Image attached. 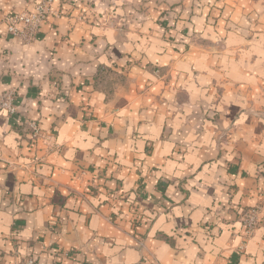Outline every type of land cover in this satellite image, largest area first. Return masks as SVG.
Segmentation results:
<instances>
[{"label": "crops", "instance_id": "crops-1", "mask_svg": "<svg viewBox=\"0 0 264 264\" xmlns=\"http://www.w3.org/2000/svg\"><path fill=\"white\" fill-rule=\"evenodd\" d=\"M194 2L105 22V0H54L29 42L1 26L0 264H264V0L216 23Z\"/></svg>", "mask_w": 264, "mask_h": 264}, {"label": "built area", "instance_id": "built-area-1", "mask_svg": "<svg viewBox=\"0 0 264 264\" xmlns=\"http://www.w3.org/2000/svg\"><path fill=\"white\" fill-rule=\"evenodd\" d=\"M53 2L54 0H40L33 10L6 14L0 17V28L4 25L9 34L18 36L28 42L32 41L37 37L43 21H45L49 15L56 14V11L53 9ZM15 96L16 91L14 89L8 90L0 95V116L4 113L14 114L17 112V108L14 105ZM30 125L34 138L43 136L35 121ZM262 210L263 203L260 202L241 212L239 219L246 237H250L259 227ZM18 264H36V261L33 256L27 255L20 257ZM154 264H158V262H154Z\"/></svg>", "mask_w": 264, "mask_h": 264}, {"label": "rangeland", "instance_id": "rangeland-1", "mask_svg": "<svg viewBox=\"0 0 264 264\" xmlns=\"http://www.w3.org/2000/svg\"><path fill=\"white\" fill-rule=\"evenodd\" d=\"M222 0H205L206 5L207 6V10L209 11V17L210 18V22L211 23H216L218 21L219 18H221V10L223 9V5L220 3ZM106 2V10H105V17L103 19V21L105 22H111V20H114V14L115 13V10L117 8L120 7L119 3H117V0H105ZM204 2V3H205ZM96 3H97V0H96ZM204 3L201 2V0H197V2H194L193 6H200L201 8L204 7ZM87 4H91L90 2H87ZM205 8V7H204ZM163 19L164 18V15L162 16ZM160 19V18H159ZM163 19H160L161 22H163L162 20ZM166 26V24L164 25Z\"/></svg>", "mask_w": 264, "mask_h": 264}, {"label": "trees", "instance_id": "trees-1", "mask_svg": "<svg viewBox=\"0 0 264 264\" xmlns=\"http://www.w3.org/2000/svg\"><path fill=\"white\" fill-rule=\"evenodd\" d=\"M97 82L101 85L105 82V76L103 73H99L98 77H97Z\"/></svg>", "mask_w": 264, "mask_h": 264}]
</instances>
